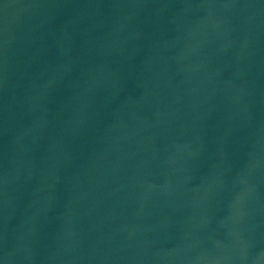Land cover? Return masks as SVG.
Returning <instances> with one entry per match:
<instances>
[{
  "label": "water",
  "instance_id": "1",
  "mask_svg": "<svg viewBox=\"0 0 264 264\" xmlns=\"http://www.w3.org/2000/svg\"><path fill=\"white\" fill-rule=\"evenodd\" d=\"M0 264H264V0H0Z\"/></svg>",
  "mask_w": 264,
  "mask_h": 264
}]
</instances>
